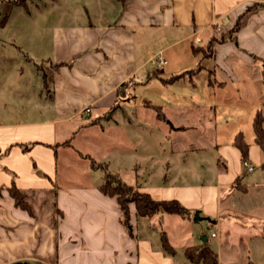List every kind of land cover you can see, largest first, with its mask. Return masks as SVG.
<instances>
[{
    "label": "crops",
    "instance_id": "0c3cea01",
    "mask_svg": "<svg viewBox=\"0 0 264 264\" xmlns=\"http://www.w3.org/2000/svg\"><path fill=\"white\" fill-rule=\"evenodd\" d=\"M87 3L63 0L57 5L58 14L63 18L54 25L45 58L52 68L50 83H43V78H39L36 86L39 105L45 107L38 112L46 116L33 117L32 108L22 119L14 116L5 121L2 111L11 103L0 104V264L20 261L203 264L185 255V249L190 246H209L217 254V264H264V214L260 218L251 205L243 203L249 201V205L254 201L264 208V197L260 201L258 197L253 199L240 193L242 188H264V150L254 140L250 126L258 110L264 117V0H94ZM14 7H19L18 0H0V21L12 14ZM193 38L195 42L191 40L190 49L194 56L198 57L192 45L212 47L213 55L204 58L209 59L210 66L201 64L192 69L196 73L208 71L203 85L207 89L201 95L193 94L188 101L174 100L173 109L191 112L190 122L195 125H190V129L195 137H205L204 129L214 137L227 135L230 130L231 136L227 143L212 147L218 157L215 161L217 186H208L207 194L202 193L204 188L181 178L182 171L178 170L183 161L178 147L167 151L160 143L155 147L158 151L153 149L154 154H150L152 160L150 167L147 166L146 156L151 153L144 141L147 132L157 138L173 133L178 136L183 128L176 122L182 117L167 122V117L149 115L151 105L157 104L148 102L142 103V110H132L128 91L131 77L148 61L140 60L141 47L154 42L145 53L151 57L157 51L165 53ZM166 69L162 74L170 75V83L184 77L185 72H192L182 67ZM212 74H218L220 79L210 81ZM239 91L244 93L238 94ZM22 97L35 101L34 94ZM85 106H90V116L93 110L99 113L91 121L99 124L105 121L108 128H116L128 138L134 137L138 147L135 153H139L134 166L143 168L144 172L128 184H138L141 191L158 200L177 199L192 215L194 210H200L207 216L200 213V219L215 221L216 226L210 233L192 232L193 244L183 246L180 253L174 242L175 233L167 221L182 226L184 218L161 213L143 221L136 218L132 205L134 226L130 229L122 223L115 197L100 189L105 180L86 186L58 178L60 132L69 136L71 131L65 130L67 123L84 117L85 114L77 113ZM158 106L165 109L163 104ZM207 117L215 124L196 127L197 121H205ZM243 118L249 129L244 130L239 123L228 128L232 119L238 122ZM218 122L220 128L216 127ZM240 130L246 139H252L248 155L254 166L252 171L243 166L242 153L232 141ZM117 151L113 147V152ZM155 154L165 157L156 160ZM158 164L160 168L165 166V171L153 173ZM256 167L263 170L258 179L244 182ZM156 177L163 181V186L148 187L144 183ZM143 178L145 181L141 182ZM181 179L184 182H179ZM13 185L22 192L26 207L16 203L9 189ZM153 222H158L155 227L158 225L167 234L174 254L162 248L161 239L158 243L154 241L157 247L152 241ZM213 231L217 232L216 237H211Z\"/></svg>",
    "mask_w": 264,
    "mask_h": 264
},
{
    "label": "rangeland",
    "instance_id": "374dc122",
    "mask_svg": "<svg viewBox=\"0 0 264 264\" xmlns=\"http://www.w3.org/2000/svg\"><path fill=\"white\" fill-rule=\"evenodd\" d=\"M60 1L63 0H27V2H24L26 5L19 4V7H14L12 14L4 16L6 17V20L3 23L1 21H3L4 17L1 18L0 104L6 105L7 102L11 103L9 107L6 105L3 108L2 120L6 121L7 118L14 116L22 119L27 115V112L30 114L32 108L34 112L33 117L42 118L46 116L41 115L38 112L40 109L43 111L45 107L39 105L41 101L38 98L39 91L36 86L40 83H37L39 78H43V83H50L52 68L45 58L49 54L51 43V41L49 42V39H52L54 25L58 24V19L60 20L63 18V16H59V11L57 9V5ZM71 1H73L74 4L76 2H83V4L86 5L88 4L87 2H94V0ZM217 28L218 30L221 29V27ZM191 40L195 42V38L186 40L175 49L168 50L165 53L164 51L155 50V52H157L151 57H149L150 55L148 56L149 53L147 56L145 53L154 45V42H148L144 47H141L139 49L140 60L148 59V61L135 77H131L128 91L129 97L132 99V105L130 106L132 110H139V108L142 110V103L148 102L157 104L151 105L152 108L147 112L148 114L150 113L149 115L157 114L163 118L167 117V122L173 120V118L177 120L179 117H182L181 121L176 122L177 125H180V128H183L178 133V136L173 133L170 134V136L162 135V137L157 138L154 133L147 132L145 135L147 137H145L144 141L148 151H151V153L148 152V156H146L147 166L150 167V160H152L150 154H154L153 149L157 150L158 148L155 147L160 143L167 149V151H171V149L174 150L178 147L181 152L179 157H181L183 161L182 163L180 162V168L178 170L179 172L182 171L181 178L188 182H192L193 185L204 188L202 190L203 192H201L207 194L209 193L208 186H217L216 179L218 176V170H216L215 161L218 157L216 149H213L212 147L214 146L217 148L218 145L227 143L231 140V136H229L230 130L226 133L229 137L227 135L214 137L210 131L204 129L203 134L205 137H195L193 136L194 132L190 129V125H195L190 122L191 118H193L191 112L182 110L184 112L180 113L176 109H173L172 103L174 100L188 101V98H191L193 94H195V96L201 95V93L203 94V91H206L207 89L203 85L208 77V71L204 69L200 73H196V71L194 72L192 69H196L201 64L204 66H210L211 63L209 59H204L201 55L198 57L193 55L190 49ZM206 48L207 46L204 47V49ZM178 50L181 52H178ZM159 52H162L167 60L169 58L170 64L168 65L167 63L163 66L162 71L156 73V64L154 61L155 55ZM38 64L40 65L36 66ZM166 67H182L192 70V72H185L186 75L184 74V77H181L178 81L170 83V75L168 73L165 75L162 74ZM34 72H37L38 74H34ZM209 76L210 81L217 80L216 78L220 79L218 74H212ZM165 81L168 84H164L166 83ZM206 93L207 92H205V94ZM240 93L244 92L239 91L238 94ZM30 94H34L35 101L23 99L22 96H30ZM17 96H19V98L15 99ZM30 103H33V105ZM158 104H163L165 109L163 110ZM156 107L161 108L160 115L157 113ZM90 110V106H85L81 111H78L77 114H85L86 116L84 115V117L80 118L77 117V119H73L72 123H67L65 130L67 132L71 131L68 132L69 136H64L63 132H60L58 138L60 142L59 155L56 160L58 162V178L61 181L68 179L73 182V184H82L86 186L98 184L104 180L106 181L108 175L109 178L113 180L118 179L121 181L124 180L127 183L132 182L135 176L136 178L139 176L138 173L143 174L144 172L143 168H135L134 166V163L137 161L136 158L139 155V153H135L137 151L135 148L138 147L134 137L128 138V136L122 132H117L116 128H108L105 121H102L101 124L95 120L91 121L99 116V113L97 110H93L92 116H90ZM191 111H193V109H191ZM7 112L10 114L6 115ZM197 112L198 110L195 111L194 114L196 117L198 116L196 115L198 114ZM258 113L262 114V111L258 110L254 114L252 123L250 124L254 133V140L256 134L253 122ZM211 117H207L205 121L202 122L197 121L196 127H203L204 125L206 127H211L212 124H215L214 122L209 121V118ZM235 121V119H232L230 122L231 125L228 126V128L238 126V123L244 130L250 128V126L248 128V123L244 118L238 122ZM220 126L221 123L218 122L216 127L220 128ZM239 133L243 134L248 144L249 142H252V139L250 137L246 139L244 132L240 130L232 138L233 144ZM176 140L177 142H175ZM113 147L118 148L119 151L113 152ZM193 148H195V152H193ZM123 149L126 151L125 154L122 152ZM141 155L144 156L143 153ZM159 157L164 158L165 155H154L156 160L160 159ZM158 167L157 169L155 168V170L153 169L152 172L165 171V166L161 168ZM244 167L246 168V166ZM262 171L261 168L256 167L253 172H249V174L246 175L244 182H249L248 180H257L258 175H260ZM147 172H150V170H147ZM121 176H123V180ZM183 179L179 182L183 181ZM158 180L159 178L156 177L151 180V182L146 183L143 178L141 182L148 184V187L163 186V181ZM240 193L245 196H252L253 199L258 197L257 200L261 201L264 197V188L255 186H252L249 190L242 188ZM243 203L247 206L251 205V208L255 210L254 212L260 218L262 217V214H264V208L254 201L249 205V201L248 203ZM256 204L258 207H254ZM197 213H201L200 210L193 211L191 220H181L185 223L182 226L173 221H167L172 232L175 233L174 242L180 253H182L183 246L193 244V241L191 240L192 232H194L195 235H197L200 230H204L208 233L211 228L216 226L213 219H200V214L197 216ZM201 216L207 217L203 214ZM149 219L150 218H143L142 220L149 221ZM156 219L157 218H153V221H156ZM155 223L157 224L158 222H153L150 230L153 239L152 241H157L158 243L161 239L162 229L158 227V225L155 227ZM156 229L158 231H156ZM181 233H183V236ZM154 243L157 247L156 242Z\"/></svg>",
    "mask_w": 264,
    "mask_h": 264
},
{
    "label": "trees",
    "instance_id": "16d2710c",
    "mask_svg": "<svg viewBox=\"0 0 264 264\" xmlns=\"http://www.w3.org/2000/svg\"><path fill=\"white\" fill-rule=\"evenodd\" d=\"M27 0H18V4H25ZM6 20L4 17L2 23ZM210 50V51H208ZM192 51L196 55H201L202 58L211 57L213 55L212 47L209 46L206 49L192 45ZM175 78V77H174ZM157 113L161 114V108L156 107ZM255 141L264 150V119L261 113H258L254 119ZM234 145L237 146L241 153L243 161H248L249 144L246 142L242 133H239L234 141ZM264 168V162L262 164ZM109 175L106 181L100 186V189L112 197H115L118 202L122 215V223L128 228L132 229L134 226L132 223L131 210L134 206L136 218H151L161 213L179 215L184 219H190L192 217L191 211L183 205L177 199L170 200H158L151 196L146 191H141L139 185L128 184L121 180L110 179ZM14 196L16 203L23 207H26L22 192L13 185L9 188ZM161 245L162 248L171 254L175 253L174 247L171 245L169 238L165 231H161ZM185 255L192 261L203 264H217V254L209 247L190 246L185 249ZM18 264H43L39 262L22 261Z\"/></svg>",
    "mask_w": 264,
    "mask_h": 264
},
{
    "label": "built area",
    "instance_id": "2783aa9c",
    "mask_svg": "<svg viewBox=\"0 0 264 264\" xmlns=\"http://www.w3.org/2000/svg\"><path fill=\"white\" fill-rule=\"evenodd\" d=\"M154 63L156 64V66H155V69L157 71L156 73H159V71H162L163 66L168 63V60L162 54V52H159L158 54L155 55ZM243 163H244V166H246V169L248 171H252L254 169V166L249 161L246 160ZM216 236H217V232L213 231L211 233V237H216Z\"/></svg>",
    "mask_w": 264,
    "mask_h": 264
},
{
    "label": "water",
    "instance_id": "95a60500",
    "mask_svg": "<svg viewBox=\"0 0 264 264\" xmlns=\"http://www.w3.org/2000/svg\"><path fill=\"white\" fill-rule=\"evenodd\" d=\"M199 214H200V213H197V216H199ZM201 218H202V217H201ZM198 219H199V217H198ZM13 264H18V263H13Z\"/></svg>",
    "mask_w": 264,
    "mask_h": 264
}]
</instances>
